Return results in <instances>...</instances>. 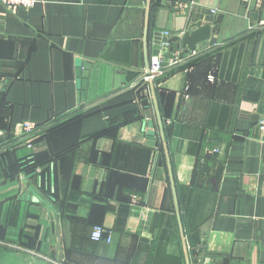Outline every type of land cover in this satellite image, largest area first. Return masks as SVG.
<instances>
[{
  "label": "crops",
  "instance_id": "crops-1",
  "mask_svg": "<svg viewBox=\"0 0 264 264\" xmlns=\"http://www.w3.org/2000/svg\"><path fill=\"white\" fill-rule=\"evenodd\" d=\"M227 262L264 264V0L0 3V264Z\"/></svg>",
  "mask_w": 264,
  "mask_h": 264
},
{
  "label": "built area",
  "instance_id": "built-area-1",
  "mask_svg": "<svg viewBox=\"0 0 264 264\" xmlns=\"http://www.w3.org/2000/svg\"><path fill=\"white\" fill-rule=\"evenodd\" d=\"M38 0H0L4 6L8 9L14 11L17 7H33ZM215 12V11H214ZM169 31L162 32V39L159 46V52L153 58L151 66L148 72L144 75L145 80L158 79L161 76H164L168 71L172 70L178 65L181 61V58L178 56L179 53L170 51ZM170 53H172L170 55ZM197 50L192 52V55H196ZM170 55V56H169ZM174 55V56H173ZM39 128V125L32 121H24L16 125V129H21L24 133H32ZM133 202H138V197L134 196ZM91 238L95 241H104L107 243L112 242V236L107 233L106 228L103 225L97 224L92 228Z\"/></svg>",
  "mask_w": 264,
  "mask_h": 264
},
{
  "label": "water",
  "instance_id": "water-1",
  "mask_svg": "<svg viewBox=\"0 0 264 264\" xmlns=\"http://www.w3.org/2000/svg\"><path fill=\"white\" fill-rule=\"evenodd\" d=\"M196 28L193 30H187L183 33L182 36H174L169 39V43L173 42H181L179 46L182 48V52L179 55L180 58H183L185 54L189 52H193L197 49V46L199 43H201L204 40H207L211 36V24H205L203 25L201 22L195 24ZM162 39V32H157L155 34V45H154V54L157 55L159 52V46ZM171 51H174V48H170ZM174 56V55H173ZM91 64L82 61L78 65L77 69V76L81 79V87L80 92L83 98V95L86 94V88H87V78L89 75V69ZM173 179V178H172Z\"/></svg>",
  "mask_w": 264,
  "mask_h": 264
},
{
  "label": "trees",
  "instance_id": "trees-1",
  "mask_svg": "<svg viewBox=\"0 0 264 264\" xmlns=\"http://www.w3.org/2000/svg\"><path fill=\"white\" fill-rule=\"evenodd\" d=\"M39 167H41L39 164H37L36 162H28L27 161V163L25 164V166L23 167V171L24 172H27L28 174H30V175H35L37 172H38V168ZM42 171L44 170V168L43 169H41ZM95 225H97V224H95ZM95 225H93V227L95 226ZM101 225V224H100ZM93 240V239H92ZM93 241H95V240H93ZM95 242H98V241H95ZM100 242V241H99Z\"/></svg>",
  "mask_w": 264,
  "mask_h": 264
},
{
  "label": "rangeland",
  "instance_id": "rangeland-1",
  "mask_svg": "<svg viewBox=\"0 0 264 264\" xmlns=\"http://www.w3.org/2000/svg\"><path fill=\"white\" fill-rule=\"evenodd\" d=\"M221 258H223V257H221ZM217 260H218V257H217ZM221 264H226V263H221ZM227 264H228V262H227Z\"/></svg>",
  "mask_w": 264,
  "mask_h": 264
}]
</instances>
